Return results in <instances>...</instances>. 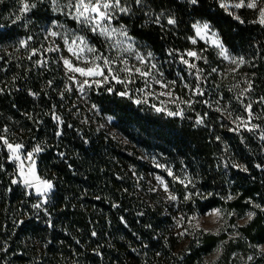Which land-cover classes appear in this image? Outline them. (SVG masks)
I'll return each mask as SVG.
<instances>
[{"label":"trees","instance_id":"1","mask_svg":"<svg viewBox=\"0 0 264 264\" xmlns=\"http://www.w3.org/2000/svg\"><path fill=\"white\" fill-rule=\"evenodd\" d=\"M220 2L146 0L144 9L134 7L132 16L114 21L126 25L152 54L164 84L181 102L172 115L148 103L149 87L128 89L126 81L94 87L88 94L91 107H85L56 53L45 51L52 21L74 29L77 23L55 15L44 2L13 23L18 0L0 3V133L7 128L9 141L28 151L40 146L36 175L53 183L48 203L34 208L41 197L21 182L12 183L19 180L17 162L0 144V264H204L221 243L216 264H237L249 256L247 264H264V254L252 249L264 244V141L259 138L264 134V26L253 23L252 9L229 14ZM148 10L165 18L145 23ZM169 15L176 25L167 24ZM197 21L208 22L230 54L245 63L228 64L213 47L197 39L193 44ZM84 34L107 54L101 37ZM22 39H28L26 47L19 46ZM32 49L39 51L29 59ZM189 50L204 57L184 56L202 70L203 95H193L196 69L181 62ZM41 60L48 63L38 64ZM248 82L251 89L241 96ZM249 103L251 124L259 125L251 132L235 119H248L244 105ZM104 116L113 118L111 125L102 124ZM156 176L165 180L174 201L165 197ZM215 208L254 215L237 225V237L230 240L184 223Z\"/></svg>","mask_w":264,"mask_h":264},{"label":"snow or ice","instance_id":"2","mask_svg":"<svg viewBox=\"0 0 264 264\" xmlns=\"http://www.w3.org/2000/svg\"><path fill=\"white\" fill-rule=\"evenodd\" d=\"M3 0H0L2 3ZM43 0H18L20 5L19 7V14L15 15V19L12 21L16 23L17 21H21L24 19L27 13L31 12L33 9L37 7L39 3H42ZM190 3L193 5L198 3V0H190ZM51 4L53 6V11H61L63 12L64 9H68L69 11L65 12L64 14L68 15L71 19H74L76 23L82 28H86L88 31L92 32L94 35H99L104 37L107 41L110 42V47L112 49L116 48L120 45H125L122 48L123 52L133 53L137 61L140 64L146 63V57L141 55L139 52L134 51V41L132 37L128 34V28L124 24H120L119 27H114L113 22L120 19L122 16H132L133 8L144 9L146 7V0H67L66 4L61 5L60 0H51ZM258 6V0H249V2L245 3V0H239L238 3L234 4H227L224 3L223 0L220 2V7L224 8L226 11L231 14V8H242L247 7L249 9H255ZM145 16L148 17V20L145 23H156L160 24L161 20L165 18V13L161 12L159 14L153 13L151 10L144 12ZM239 19V17H235ZM243 22V21H241ZM260 23L264 26V7H259L258 12V20L253 21V23ZM177 21L174 16L169 15L167 17V24L168 25H176ZM56 22L53 21V28L47 29V36L52 38H59L63 41L64 48L69 53V57H65L63 55L60 56V60L62 61L66 74L67 79L72 81L73 83L78 85V91L84 92L86 87H91L92 84H95L97 87H100L103 83H108L111 79L117 80L118 83H123V80L119 79L120 73H126L129 76L133 73V71L139 74L141 77H148L150 75V71L144 70L140 67H136L134 65L129 66V61L127 57L117 56V57H110L104 55L103 53H99L95 46L91 45L88 39L83 36L79 35L77 32L73 30L59 32L54 30L56 27ZM62 27V26H61ZM193 28L195 29L196 36L199 38H205L210 31V25L208 23L203 24H194ZM213 37H217L215 32H211ZM118 36L122 37L123 39H116L113 42V37ZM28 39H31L29 37ZM28 39H22L19 41L20 47H26L28 44ZM192 43L195 44L196 38H190ZM215 46L219 49V55L225 59H229L231 63L236 64L237 67L239 65L245 63L243 57H233L230 55L228 50L224 47V45L220 42L219 38L217 37L216 40L213 42ZM38 49H32L31 55L28 57L32 59ZM46 52L52 53L61 52V48L58 44H55V40H53L52 44L49 45L45 49ZM148 57H151V53L147 54ZM192 57L197 60L204 59L199 53L195 51H187L181 56V62L186 64L190 69H196L197 71V86L193 89V95H203L199 88V72L202 71L197 68L196 64L190 63L189 60L184 59V56ZM71 57V58H70ZM74 58V59H73ZM119 64L124 65L123 67L117 68L116 65ZM38 64L46 65L48 63L47 60L37 61ZM157 66L156 64H152L151 68L155 69ZM107 72V74H106ZM212 72H217L216 68L212 69ZM83 77L84 79L81 81L77 78ZM100 78V79H96ZM131 82V81H129ZM159 83V81H157ZM51 81H49V85H51ZM170 83L174 84L175 81H171ZM249 83V88L243 89L241 92V96H243L246 92L250 91L251 83ZM184 87H189L187 83H185ZM66 90H71L66 89ZM112 91V89H108ZM2 91V89H0ZM32 95H36L35 93H30ZM239 99V97H238ZM261 102L264 103V97L261 98ZM219 103V101H217ZM245 111L248 114V119L245 120L244 117L237 116L235 119L240 121L242 125H244L247 131H255L259 128V125L251 124V119L254 118V113L252 110V104L244 105ZM217 111H221V109L217 108ZM172 115L173 113H169ZM231 116V113H229ZM259 118V117H256ZM53 119L56 121H60V117L53 116ZM62 123V121H60ZM197 123H202V120H197ZM250 125V126H249ZM237 130V129H232ZM9 130L7 128L3 129V132L0 133V144L6 146L9 152V159L16 163L17 168V175L20 178L19 180L13 179L12 183L17 184L19 182H23V184L27 187L35 186L36 192L38 196L43 197L40 203L34 204V208H41L43 205L48 203L49 200V193L53 189V183L46 179H41L36 175V161H35V154L41 152L43 149L40 146H35L28 151L25 148V145L20 142H10L5 133ZM57 136L61 135L60 131L56 132ZM262 141H264V134L259 137ZM63 155V154H61ZM27 161V164H25ZM234 167H243L241 165H233ZM170 176H173V179H178L174 176L171 169H165ZM187 179V178H186ZM156 180L158 183L163 185V189L166 193H168L169 200H175L176 197L172 193L169 192L167 184L164 183L160 176H156ZM182 182V181H181ZM190 182V181H189ZM155 191V189H151ZM192 194H186L184 199L190 200ZM228 199H232L231 196ZM259 207V205H257ZM254 213H248L249 218H251ZM184 218L181 217L180 220ZM179 224L180 221H177ZM184 233H180L183 235ZM95 235V233H93ZM249 260L252 257L248 258Z\"/></svg>","mask_w":264,"mask_h":264},{"label":"rangeland","instance_id":"3","mask_svg":"<svg viewBox=\"0 0 264 264\" xmlns=\"http://www.w3.org/2000/svg\"><path fill=\"white\" fill-rule=\"evenodd\" d=\"M43 2L44 3H48L50 8H51V10L53 9V6L51 4V0H43ZM223 2L231 5V4H234V3H238L239 0H223ZM247 2H249V0H245V3H247ZM66 3H67V0H60V4L61 5L66 4ZM259 7H264V0H258L257 8L252 9L254 14L257 17V20H258ZM236 10L237 9L234 8V7L231 8V13L235 14ZM67 11H69V10L68 9H64L63 12H61V11L54 12L52 10V12L55 15H59L63 19H71L68 15L64 14ZM72 20H74V19H72ZM54 21L56 22V25H57L54 28V30L59 31V32H65V31L73 30V31L77 32L79 35L85 36L84 33L86 31H88L86 28H82V26H80L78 24H77L78 28L74 29V28H71L70 26H68L66 23H64L62 21H57V20H54ZM203 23H208V22L197 21L195 24H203ZM113 26L114 27H119V25L114 24V22H113ZM49 28H53V21L51 22V24L48 26L47 29H49ZM194 32H195V29H194ZM211 32H215L217 34V37L219 38L220 42L222 43L218 32L211 25H210V31L208 32V34H207V36L205 38L197 37L196 36V32H195V38L197 40H199V41H202V43H204L205 45H207L209 47H213L215 49L216 55L218 54V56H220L219 55V49L213 43L216 40L217 37H213L211 35ZM46 34H47V31H46ZM99 37H101V36H99ZM48 39H49L48 47H49L50 44H52L53 40H55V44H58L60 46L61 52H59V53L54 52V53H56V56H57L58 60L61 62V65H62V67L65 70V67H64L63 63L60 60V56L63 55L65 57H69V53L64 48L63 41L61 39H59V38H52V37H48ZM101 39L107 45V54H106L107 56H110V57H117V56L127 57L128 61H129V66L134 65L136 67H140V68H142L144 70L150 71V75L148 77H141L139 74L135 73L134 71H133V73L130 76L128 74H126V73H120L119 74V79H121L123 81H126V88L132 89V88H137V87H140V86L143 87V85H146V87H149L148 90L146 91V93H147L146 99H147L148 103H152L158 109L167 111L169 113H174V112L179 111L181 109V102L178 101L177 97H175L174 95L171 94V92L168 89L167 85L164 84V80H163L164 78H162V76L157 71L158 70L157 67L155 69L151 68V65L155 64V60H154V58L152 56L148 57L147 49L144 47L143 44L138 43L135 39L132 38V40L134 41V45H133L134 51L135 52H139L141 55L146 57V63L145 64H140L139 61L136 60L135 55L133 53L123 52L122 51V48L125 45H120V46H117L116 48L112 49L110 47V42L109 41H107L104 37H101ZM116 39H123V38L122 37H118V36H114L113 37V42ZM90 44H91V42H90ZM228 52H229V50H228ZM221 58L224 61H226L228 64H231L229 59H225L223 57H221ZM123 66L124 65L119 64V62L116 65L117 68L123 67ZM65 73H66V70H65ZM106 74H107V72H106ZM76 75H77V78L79 80L82 81L84 79L83 77H79L78 74H76ZM96 79H100V78H96ZM113 81H117V80L110 78V81L108 83H103L100 87L107 88L108 86H110V84ZM129 81H131V82H129ZM157 81H159V83ZM70 82L73 84V87L76 89V91L78 93V96L81 99L82 105H84L85 107H88V108L91 107L89 105L90 101L88 99V94H89V92L92 89L94 90V87L95 88H98V87L95 84H92L91 87H86L84 92H80V91H78V85L73 83L72 81H70ZM154 84H156V85H154ZM103 119L104 120L102 121V124L104 126H109L113 122V118L109 117V116H104ZM239 126L240 127H242V126L244 127V125H242L241 122H240ZM25 164H27V161H25ZM162 180L166 184V182H165V180L163 178H162ZM21 184H23L22 181H21ZM157 184L160 186L162 192L165 193L164 194L165 197L166 196L168 197V193H166L164 191L163 185L158 183V182H157ZM31 189L33 190L34 194L36 196H38L35 186L31 187ZM169 192L171 193V191H169ZM42 199H43V197H41V200ZM171 201H174V200H171ZM174 208H176V209L179 208V206L177 205V202L175 203V207ZM248 213H253V212L252 211H248L244 215L238 216L236 213H234L232 211H228V210L223 209V208H220V209H216L215 208V209H212V210H210L207 213L202 214V215H197V214L196 215L195 214L194 215H190L187 220H184V223L187 226H191L192 230H203L206 233H210V234H214V235H220V234L224 233V235H227V240H230V239H234V238L237 237V225L238 226L239 225H243V224L247 223L253 217L252 216L251 218H249ZM184 223L182 222L180 224V228L183 229V227H185ZM184 238L185 239L188 238V232L186 233V235H184ZM222 247H224L222 245V243L219 244L218 246H216V248L212 251V253L204 258V260H203L204 264H216V262L218 261L220 255H221ZM252 249L259 256L264 254V244L255 246ZM249 257H251V256H249ZM133 262H136V260H133ZM249 262L250 261H249L248 258L246 260H242V258L240 257L239 260L237 261V264H245V263L247 264ZM147 264H163V261L162 260H157V262L154 261L153 263H147Z\"/></svg>","mask_w":264,"mask_h":264}]
</instances>
